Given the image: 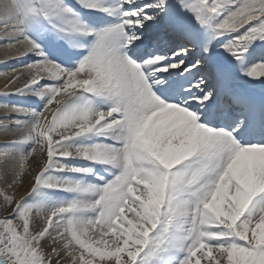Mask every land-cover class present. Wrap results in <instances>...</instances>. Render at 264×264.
Here are the masks:
<instances>
[{"label":"snow or ice","instance_id":"1","mask_svg":"<svg viewBox=\"0 0 264 264\" xmlns=\"http://www.w3.org/2000/svg\"><path fill=\"white\" fill-rule=\"evenodd\" d=\"M0 49V264H264V0H0Z\"/></svg>","mask_w":264,"mask_h":264},{"label":"bare ground","instance_id":"2","mask_svg":"<svg viewBox=\"0 0 264 264\" xmlns=\"http://www.w3.org/2000/svg\"><path fill=\"white\" fill-rule=\"evenodd\" d=\"M5 61V53H4V50L3 49H0V73H5L7 72L10 68L12 67H19V65L14 62V61H11L9 60L7 63H4ZM6 82V77L4 75H0V91L3 90V85L5 84ZM1 98V96H0ZM7 102H10V103H16V104H24L26 106H31V107H39V102L36 101V98L35 97H28V96H23V97H17V96H12V97H7ZM3 113V110L0 109V115H2ZM3 138V134L0 133V139ZM60 175H64L63 174H60ZM57 193H50V196L52 198H54V196H56ZM60 196H58V199H61V197L59 198ZM56 199V198H54Z\"/></svg>","mask_w":264,"mask_h":264},{"label":"rangeland","instance_id":"3","mask_svg":"<svg viewBox=\"0 0 264 264\" xmlns=\"http://www.w3.org/2000/svg\"><path fill=\"white\" fill-rule=\"evenodd\" d=\"M6 100H7L6 97H2V96H1V98H0V103L7 102ZM37 108H38V107H37ZM97 168H99V165H97ZM64 175L67 176V175H72V174L64 173ZM58 196H60L61 199H62V198H68V194H66V193H57V195L54 196V198L58 199ZM60 197H59V198H60Z\"/></svg>","mask_w":264,"mask_h":264}]
</instances>
